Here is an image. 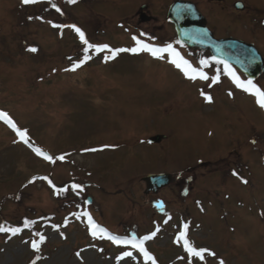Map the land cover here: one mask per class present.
<instances>
[{
  "label": "rangeland",
  "instance_id": "obj_1",
  "mask_svg": "<svg viewBox=\"0 0 264 264\" xmlns=\"http://www.w3.org/2000/svg\"><path fill=\"white\" fill-rule=\"evenodd\" d=\"M145 1L0 0V112L25 133L19 139L0 118V227L8 229L0 232V264H264V163L237 175L209 164L228 153L233 93L219 98L206 81L187 80L165 53L117 51L139 48L120 32L133 27ZM171 1L147 0L150 27L163 26ZM190 1L221 36L264 41L251 22L264 0H241L250 15L232 26L212 18L220 7ZM76 28L94 46L87 53ZM172 35L167 27L163 35L142 36L155 41L140 42L175 51ZM248 112L257 118L250 105ZM154 136L164 139L150 144ZM164 173L177 183L147 193L143 179ZM19 192L21 201L8 198ZM50 214L60 226H37L46 251L32 256V239L11 230L23 218ZM82 216L115 235L149 241L143 252L152 259L143 261L141 248L118 251L91 241ZM182 232L191 247L215 255L187 257L177 240Z\"/></svg>",
  "mask_w": 264,
  "mask_h": 264
},
{
  "label": "flooded vegetation",
  "instance_id": "obj_2",
  "mask_svg": "<svg viewBox=\"0 0 264 264\" xmlns=\"http://www.w3.org/2000/svg\"><path fill=\"white\" fill-rule=\"evenodd\" d=\"M238 2L243 1L235 0L229 2L228 0H224L223 2H208V4L220 7L221 9L220 12L218 14L215 13L212 18H219L223 23H227V25L229 24L230 26L238 24L242 21L241 19L243 17L241 16L243 13L246 14L250 8L247 6V10L244 9L242 12L235 11V4ZM244 5L246 7L245 3ZM196 6L198 5L196 4ZM197 8L206 19L208 24L207 27L213 32L215 39L221 40L231 37L227 34L224 36L218 34L217 28L211 24L210 15L202 11L199 7ZM249 17L251 18V16ZM254 17L256 18L258 27L264 30V6L255 10ZM135 21L136 24L134 28L140 32L141 37L138 39H141V41H150L151 39L142 38V36L147 37V35L155 33L156 28L158 31H161L163 28L161 25L150 27L149 24L153 22L154 19L148 14H146V17L143 16L142 12L136 13ZM170 41L175 40L170 39ZM240 42L253 45L263 60L262 70L254 79L247 78L246 73L241 67H244L248 72H254L258 67V63H243V61L240 60L242 55L240 54L239 47L233 49L238 52L237 58H234L236 53L232 56L227 54L229 55L227 57L228 59L235 60V62H231L230 60H226L227 58L225 60H216L208 50L204 51L198 48H189V46H184L179 41H175L176 51L179 54L178 57L183 61H187L192 69H196L197 72H202L208 77L206 83H208L209 92L216 90L219 94V98H227L226 95H228L230 91L234 95L232 99L227 98L231 102L229 106H226V111L229 110L234 114V121L226 125V137H228L226 149L228 153H226L225 157L221 158L220 161L214 160L209 163L212 167L221 168L224 173L229 174L249 171L253 166L259 163L261 164V159L264 158V116L261 115V109L255 104V97L257 96L254 94L256 89L264 92V41ZM201 61L205 63L201 64ZM231 73H235V76L238 77L246 87L251 89L250 95L246 94L244 88L237 87ZM249 81L251 85L248 84ZM236 95H238V97H236ZM242 95H246L249 102L242 100L245 97ZM248 105L258 112L257 118L251 117L248 114L249 112L247 113L246 108L248 109ZM225 115L229 121L228 114L226 113ZM213 135L214 133L212 131V136Z\"/></svg>",
  "mask_w": 264,
  "mask_h": 264
},
{
  "label": "water",
  "instance_id": "obj_3",
  "mask_svg": "<svg viewBox=\"0 0 264 264\" xmlns=\"http://www.w3.org/2000/svg\"><path fill=\"white\" fill-rule=\"evenodd\" d=\"M222 1V0H217ZM238 8L240 10L243 9V6L238 5ZM168 20L172 22L177 31L178 39L183 42L184 44H187L191 47H204L209 48L213 51V53L216 55L214 49L220 48L221 45L224 43L231 47L233 45L239 44L236 43L235 40H225L226 42H213L212 44L207 47L205 41H214L213 35L209 32V30L206 28L205 20L201 15H199L198 11L196 10L195 6L191 3L187 2H175L173 5H171L168 14L166 15ZM204 41V42H201ZM241 45V44H240ZM228 47V46H227ZM246 50L252 49L254 52L255 50L251 48L250 46L245 47ZM218 54L221 55L222 51L221 49L217 50ZM252 52L251 50H249ZM253 52V53H254ZM256 53V52H255ZM259 72V69L255 72H247L248 76H256ZM254 78V77H253ZM163 137L156 136L150 138V143H160L162 141ZM172 181V177L168 174L163 175H149L144 179L143 182L146 183L147 190L155 192L159 189L169 185Z\"/></svg>",
  "mask_w": 264,
  "mask_h": 264
},
{
  "label": "snow or ice",
  "instance_id": "obj_4",
  "mask_svg": "<svg viewBox=\"0 0 264 264\" xmlns=\"http://www.w3.org/2000/svg\"><path fill=\"white\" fill-rule=\"evenodd\" d=\"M21 2H22L23 4H30V3H36L37 0H21ZM67 2H68V3H74L75 0H67ZM57 11H59V9H57ZM54 26H55V25H54ZM75 31L79 34L80 39H81V42H82L83 44L86 45V48H85V52H86V53L88 52L89 49H93V48H94V46L91 45V44H89L88 41L85 39V37H84V33L81 32L80 29L76 28ZM133 39L136 40V37H133ZM136 43H137V45H139V48L119 49V50H117V51H119V52H127V51H131V52H133V53H136L138 50H143V51H147V52L151 53L154 57H157V58H160V57L158 56V54H163L164 52H169L170 54L178 55V54H176V53L173 52V50H172V48H171L170 45H169L168 48H166V49H158V48H152V47H150V46L147 45V44H142L139 40H136ZM106 48H107V45H105V46H103V47H96V48H95V51H96V52H102V51H104ZM29 50L32 51V52H36V51H37V49H35V48L29 49ZM109 51H111V50H109ZM115 55H116V52H112V57H114ZM86 59H88V56H87V55L85 56V60H86ZM105 59L107 60V59H109V57H105ZM172 63L175 64V66H176L177 68H180V67H181V64L178 63L176 60H172ZM183 63H184L185 65H187V67H188L189 69H191V71H192L193 73H197V70H196V69H192V68H191V65H188V62H187V61H183ZM204 63H205L204 61H201V64H204ZM79 66H80V64H76V65H74L72 70H75V68H77V67H79ZM226 67H227V66H226ZM184 74H185V76H188L189 79H195V78H196L195 75L189 76V72H188L187 70L184 71ZM198 75H199V78H201V79H208V77H207L204 73H202V72H199ZM231 75H232L233 80H234V82L236 83L237 87H242V88H244L245 91H250V90H251L249 87H246V86L243 84V82H241V81L239 80L238 77L235 76V73H231ZM248 84L251 85V82L249 81ZM254 94L258 97V99H257V104L259 105L260 108L264 109V92H261L259 89H256ZM205 99L208 100L209 102H211V97H205ZM0 118L4 119L6 123H8L11 127H13V128L15 129V125L12 124V122L7 118V115H6L5 113L0 112ZM16 131H17V134H18L19 136H21V138H23V137L25 136V133L19 131L18 129H16ZM24 142H25V143H28L27 140H25ZM33 150L37 153V155H42V156H44V158H45L46 160L53 161V158H52V157L45 156V155H44L43 153H41L38 149H33ZM58 159H61V160H62L63 157H58ZM233 175H237V174L234 172ZM43 179H47V178L44 177ZM243 182H244V183H247V181H243ZM49 183H51V182L49 181ZM73 187L76 188V187H78V186H73ZM26 226H27V222H26ZM4 231H8V229H5V228H3V227H0V232H4ZM11 231L13 232V234H15L18 230H17V229H12ZM38 235H39V242H33V243H32V248H33V250L36 251V252L39 251V243H43L44 240H45V237H44L42 234H38ZM177 240H178V241H179V240H183L186 251H188V252H189L191 255H193V256L199 257L200 259H203V258H204V252H205V251H208V250H203V249H202V250H196L195 248L191 247V246L189 245L188 240L186 239V233H184V232L180 233V235H179V237L177 238ZM141 243H142V242H141ZM136 246H137V245L134 243V244H133V247H136ZM141 251H142V252L144 251L143 248H141ZM144 254H145L146 256L148 255L146 252H145ZM129 255H130V253H129ZM208 255H215V254L212 253V252H210V251H208ZM148 258H149V259H152L151 257H148ZM32 264H36V262L33 261ZM153 264H155L154 261H153ZM220 264H223V261H221Z\"/></svg>",
  "mask_w": 264,
  "mask_h": 264
},
{
  "label": "bare ground",
  "instance_id": "obj_5",
  "mask_svg": "<svg viewBox=\"0 0 264 264\" xmlns=\"http://www.w3.org/2000/svg\"><path fill=\"white\" fill-rule=\"evenodd\" d=\"M246 111H247V113H248V109L246 108Z\"/></svg>",
  "mask_w": 264,
  "mask_h": 264
}]
</instances>
